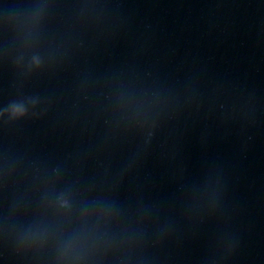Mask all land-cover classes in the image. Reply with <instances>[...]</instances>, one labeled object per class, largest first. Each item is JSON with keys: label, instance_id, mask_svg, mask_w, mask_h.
<instances>
[{"label": "water", "instance_id": "1", "mask_svg": "<svg viewBox=\"0 0 264 264\" xmlns=\"http://www.w3.org/2000/svg\"><path fill=\"white\" fill-rule=\"evenodd\" d=\"M0 264H264V0H0Z\"/></svg>", "mask_w": 264, "mask_h": 264}, {"label": "clouds", "instance_id": "2", "mask_svg": "<svg viewBox=\"0 0 264 264\" xmlns=\"http://www.w3.org/2000/svg\"><path fill=\"white\" fill-rule=\"evenodd\" d=\"M25 107L23 104L19 103H13L12 105L9 106L8 112L11 116V118H19L25 114Z\"/></svg>", "mask_w": 264, "mask_h": 264}]
</instances>
